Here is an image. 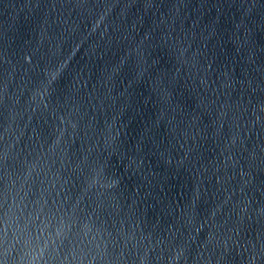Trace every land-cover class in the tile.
Instances as JSON below:
<instances>
[{
  "label": "water",
  "instance_id": "1",
  "mask_svg": "<svg viewBox=\"0 0 264 264\" xmlns=\"http://www.w3.org/2000/svg\"><path fill=\"white\" fill-rule=\"evenodd\" d=\"M0 264H264V0H0Z\"/></svg>",
  "mask_w": 264,
  "mask_h": 264
}]
</instances>
